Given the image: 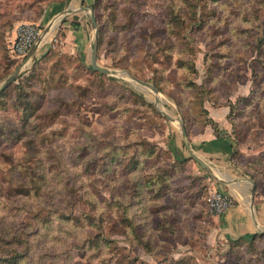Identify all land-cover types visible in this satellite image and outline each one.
<instances>
[{"label": "rangeland", "instance_id": "1", "mask_svg": "<svg viewBox=\"0 0 264 264\" xmlns=\"http://www.w3.org/2000/svg\"><path fill=\"white\" fill-rule=\"evenodd\" d=\"M52 1L0 0V93L26 60L11 57L8 29L39 24ZM191 3L94 0L98 63L111 75L65 54L60 30L42 36L0 98V264H264V237H226L210 203L236 196L225 181L242 177V154L264 170V0ZM181 123L230 137L238 174L206 160L205 170L187 148L189 162L177 160ZM157 176L168 181L162 199Z\"/></svg>", "mask_w": 264, "mask_h": 264}, {"label": "crops", "instance_id": "2", "mask_svg": "<svg viewBox=\"0 0 264 264\" xmlns=\"http://www.w3.org/2000/svg\"><path fill=\"white\" fill-rule=\"evenodd\" d=\"M93 2L94 0H54L45 7L39 24H37L42 28L51 24L52 32L55 28L60 30L59 39L62 40V51L67 55L79 57L85 66H91L90 58L95 36L91 17L89 18V8H92ZM20 26L13 24V27L8 29L7 34L12 37L11 42L15 40ZM212 119L219 121L217 117L212 116ZM189 138L195 152L203 160L212 162L224 170L229 167L232 173L235 171L237 167L230 168L231 165H228L234 162L233 155L237 152L230 137H223L221 134L217 136L212 126L206 125L197 133L189 134ZM182 141L178 133L174 132L170 140V148L177 160L189 158V153ZM260 154L261 152H257L256 157ZM243 156L247 164L253 163L249 154H242ZM238 170L242 173V177L237 178L233 183L232 191L236 196L230 192L233 206L224 214L215 216L223 234L228 238L264 233V180L260 178L258 183H255L244 168L238 167ZM252 182L255 184L254 211L251 200L247 197L251 195L252 199Z\"/></svg>", "mask_w": 264, "mask_h": 264}, {"label": "water", "instance_id": "3", "mask_svg": "<svg viewBox=\"0 0 264 264\" xmlns=\"http://www.w3.org/2000/svg\"><path fill=\"white\" fill-rule=\"evenodd\" d=\"M87 9V8H85ZM90 11H92V8H89ZM91 20H92V25H93V28L95 30V38H94V43H93V47H92V52H91V58H90V62H91V68L94 70V71H98L100 72L101 74H104V75H111L112 72L110 69L108 68H103L99 65L98 63V33H97V21H96V18L94 15L91 16ZM51 27L52 25L50 24L49 26H47L45 28V30L43 31V35H46L47 33L50 32L51 30ZM39 49V45H38V42L37 44H35L33 46V48L30 50V52L28 53V55L26 56V60L25 62H23L9 77L8 79L4 82L3 86H2V89H5L6 87H8L12 82H14L17 77L20 75L21 71H22V68L23 66H25V64H27L31 59H33L36 54H37V51ZM123 75H127L129 76V78L131 80H133L134 82L146 87L147 89H150L152 90L155 94H160L159 90L151 83L149 82H146V81H143V80H140L138 78H135L133 75H131L129 72H124V73H121ZM163 115L170 121H175V119L170 116L169 114L163 112ZM181 133H182V137H183V141H184V145L186 146V148L188 149L189 153H190V156L198 163L200 164L205 170L209 171V172H212V169H211V166L205 162V160H203L197 153H195L192 145H191V141H190V138L188 136V133H187V130L185 128V125L183 123H181ZM222 177H224L222 175ZM227 183H234V181L232 182H229V181H225ZM252 199H251V206L253 208L254 206V192H255V184L252 182ZM253 216L255 218V214L253 212Z\"/></svg>", "mask_w": 264, "mask_h": 264}, {"label": "trees", "instance_id": "4", "mask_svg": "<svg viewBox=\"0 0 264 264\" xmlns=\"http://www.w3.org/2000/svg\"><path fill=\"white\" fill-rule=\"evenodd\" d=\"M194 1V3H197V2H199V1H201V0H193ZM183 3L185 4V5H192V3H191V0H183ZM92 8L96 11V6L95 5H92ZM95 14H96V12H95ZM97 21V20H96ZM39 26V25H38ZM98 33V53H99V47H100V31H98L97 32ZM12 57V56H11ZM26 57V56H25ZM24 57V58H25ZM13 59H21V58H15V57H12ZM17 65V61L16 60H13V61H11V64H10V67H8V69L10 70L11 68H13V67H15ZM18 68V67H17ZM16 68V69H17ZM90 69H91V67H90ZM93 71V73H95V75H97V76H102L103 74H101L100 72H98V71H94V70H92ZM18 79L19 78H17L14 82H12L8 87H6V91H4V92H1L0 93V98L3 96V95H5L6 93H7V91L8 90H10V88H11V85L13 84V83H15L16 81H18ZM15 85V84H14ZM18 85H20V89L19 90H21V88L23 87V86H21V83H19ZM74 86L73 87H76V84H73ZM154 86L159 90V92H165V89L160 85V83H158V82H155L154 83ZM27 96V95H26ZM19 98H25V95H22V94H19ZM22 105V104H21ZM230 106V105H229ZM28 109L29 110H32L33 109V107L32 106H28ZM26 110H27V107H26ZM185 128H186V130H187V133H188V136H189V131H188V128L186 127V125H185ZM235 156H236V153L233 155V159H235ZM189 159L190 158H186V159H184V160H182V161H187V162H189ZM258 160H261V158L259 157L258 158ZM257 160V161H258ZM234 162H235V160H234ZM259 162V161H258ZM257 162V163H258ZM263 163V168H264V159H262L261 160V163L260 164H262ZM253 165H255V163L253 164H247V163H245L244 165H242V166H239V167H242V168H244V171L248 174V175H250V177L255 181V183L260 179V178H262L263 180H264V170H263V173L261 174H258V173H256L255 174V171L251 168ZM126 175H128V177L130 176V171H128L127 173H126ZM150 184H155L156 185V187L159 189V194H158V197H159V199H162V197H164V195L169 191V188H168V181H167V179L165 178V180L163 181V177H161V180H160V177H156L154 180H151L150 182H149ZM258 183V182H257ZM136 191L137 192H142L143 190H145L146 189V184H145V182H142V181H138L136 184ZM126 196H129V195H126L125 194V196L124 197H126ZM128 206L129 205H126V208H125V212H124V214H126L127 213V210H128ZM148 204H146V203H141L140 204V208L142 209V211H143V213L144 214H146V213H148ZM158 214H159V216L161 217V221L158 223V225H157V228L160 230H162V228H163V225L164 224H162V221H163V218L164 217H166L161 211H158ZM166 226V225H165ZM257 236H262V237H264V233H262V234H254V235H251V236H243V237H240V238H242V239H245V238H248V237H251L252 238V240H254ZM141 237H142V235H141ZM0 239H1V236H0ZM106 241V240H105ZM3 243V240H0V245ZM111 243V241H109L108 243L106 242V243H104L103 244V246H100V248H102V251H101V253L103 254L104 253V250H106V248H110V246H109V244ZM99 245H100V243H98V247H99ZM2 257L3 256H0V258L2 259ZM128 257H130L129 255H128ZM16 261H17V259H15L14 258V256L13 257H11V259H10V261H8L7 259H6V262H5V264H16Z\"/></svg>", "mask_w": 264, "mask_h": 264}, {"label": "built area", "instance_id": "5", "mask_svg": "<svg viewBox=\"0 0 264 264\" xmlns=\"http://www.w3.org/2000/svg\"><path fill=\"white\" fill-rule=\"evenodd\" d=\"M43 28L36 24H24L18 28L15 40L9 47L10 55L24 58L43 36ZM211 210L215 215L224 214L233 206V201L221 193H214L210 199Z\"/></svg>", "mask_w": 264, "mask_h": 264}, {"label": "bare ground", "instance_id": "6", "mask_svg": "<svg viewBox=\"0 0 264 264\" xmlns=\"http://www.w3.org/2000/svg\"><path fill=\"white\" fill-rule=\"evenodd\" d=\"M52 31V30H51ZM51 31L49 32V33H47V35L45 36V38L43 39V40H45V39H47L48 38V36L51 34ZM40 41V40H39ZM39 43V42H38ZM156 98H158V97H156Z\"/></svg>", "mask_w": 264, "mask_h": 264}]
</instances>
